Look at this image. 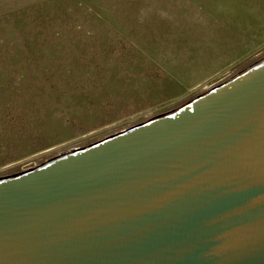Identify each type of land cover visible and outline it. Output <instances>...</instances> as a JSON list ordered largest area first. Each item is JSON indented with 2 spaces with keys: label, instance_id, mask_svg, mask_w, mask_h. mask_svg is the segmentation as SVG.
I'll list each match as a JSON object with an SVG mask.
<instances>
[{
  "label": "water",
  "instance_id": "1",
  "mask_svg": "<svg viewBox=\"0 0 264 264\" xmlns=\"http://www.w3.org/2000/svg\"><path fill=\"white\" fill-rule=\"evenodd\" d=\"M0 264H264V59L1 179Z\"/></svg>",
  "mask_w": 264,
  "mask_h": 264
},
{
  "label": "rangeland",
  "instance_id": "2",
  "mask_svg": "<svg viewBox=\"0 0 264 264\" xmlns=\"http://www.w3.org/2000/svg\"><path fill=\"white\" fill-rule=\"evenodd\" d=\"M264 59V0H0V180L177 110Z\"/></svg>",
  "mask_w": 264,
  "mask_h": 264
}]
</instances>
